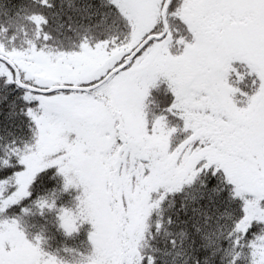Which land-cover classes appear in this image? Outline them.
<instances>
[{
	"label": "snow or ice",
	"instance_id": "snow-or-ice-1",
	"mask_svg": "<svg viewBox=\"0 0 264 264\" xmlns=\"http://www.w3.org/2000/svg\"><path fill=\"white\" fill-rule=\"evenodd\" d=\"M0 264H264V0H0Z\"/></svg>",
	"mask_w": 264,
	"mask_h": 264
}]
</instances>
